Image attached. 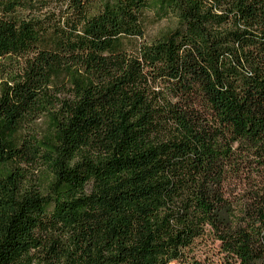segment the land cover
Segmentation results:
<instances>
[{
    "label": "trees",
    "instance_id": "trees-1",
    "mask_svg": "<svg viewBox=\"0 0 264 264\" xmlns=\"http://www.w3.org/2000/svg\"><path fill=\"white\" fill-rule=\"evenodd\" d=\"M207 239L264 264V0H0V264Z\"/></svg>",
    "mask_w": 264,
    "mask_h": 264
},
{
    "label": "rangeland",
    "instance_id": "rangeland-1",
    "mask_svg": "<svg viewBox=\"0 0 264 264\" xmlns=\"http://www.w3.org/2000/svg\"><path fill=\"white\" fill-rule=\"evenodd\" d=\"M176 25V21L172 17L163 18L159 21L150 23L147 27V37L153 38L160 34L162 31L172 28ZM197 258L202 264H222L223 255L219 251V243L211 239L198 244L196 249Z\"/></svg>",
    "mask_w": 264,
    "mask_h": 264
}]
</instances>
